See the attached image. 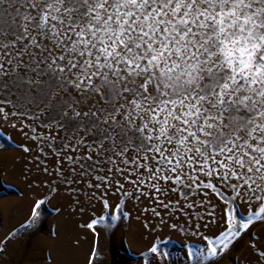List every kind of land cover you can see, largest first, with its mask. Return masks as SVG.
<instances>
[{
  "label": "snow or ice",
  "instance_id": "obj_1",
  "mask_svg": "<svg viewBox=\"0 0 264 264\" xmlns=\"http://www.w3.org/2000/svg\"><path fill=\"white\" fill-rule=\"evenodd\" d=\"M0 120L34 143L30 186L81 212L183 214L191 264H220L264 223V0H0ZM103 219L81 226L98 238Z\"/></svg>",
  "mask_w": 264,
  "mask_h": 264
},
{
  "label": "rangeland",
  "instance_id": "obj_2",
  "mask_svg": "<svg viewBox=\"0 0 264 264\" xmlns=\"http://www.w3.org/2000/svg\"><path fill=\"white\" fill-rule=\"evenodd\" d=\"M24 146L34 148V143L25 139L19 126L13 128L11 122L0 120V264H89L94 247L96 258L91 264H191L193 249L203 246L200 237L188 228L189 224L195 226L194 221L179 213L170 217L158 209L164 213L161 223L160 217L142 211L145 203L152 207L143 198L140 203L126 201L120 210H102L98 204L85 202L81 212L79 206H70L75 202L63 191L46 195V188L30 186L39 157L35 151L24 153ZM54 159L49 156L45 161L49 170ZM118 196L110 193V203H115ZM37 198L45 201L38 212L39 222L25 231L21 224L26 223ZM80 199L84 201L83 196ZM112 212L118 217L115 222L111 221ZM238 213L246 216L247 210L242 206ZM99 216L108 227L105 230L98 224L97 238L81 225ZM217 231L215 226L201 228L209 236ZM11 233L17 234L15 238ZM253 243L264 246V223H255L220 264H250ZM153 245L158 248L155 254L149 252Z\"/></svg>",
  "mask_w": 264,
  "mask_h": 264
}]
</instances>
